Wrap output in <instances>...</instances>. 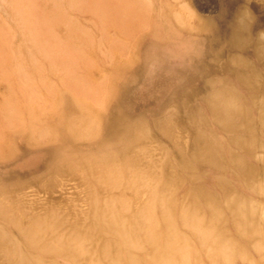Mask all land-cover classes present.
Instances as JSON below:
<instances>
[{
  "label": "rangeland",
  "instance_id": "obj_1",
  "mask_svg": "<svg viewBox=\"0 0 264 264\" xmlns=\"http://www.w3.org/2000/svg\"><path fill=\"white\" fill-rule=\"evenodd\" d=\"M0 264H264V0H0Z\"/></svg>",
  "mask_w": 264,
  "mask_h": 264
},
{
  "label": "bare ground",
  "instance_id": "obj_2",
  "mask_svg": "<svg viewBox=\"0 0 264 264\" xmlns=\"http://www.w3.org/2000/svg\"><path fill=\"white\" fill-rule=\"evenodd\" d=\"M244 29H246V27H245V24H244V28L243 27H240V30H239V32H241V33H244ZM64 143V142H63ZM61 147V146H60ZM68 147V146H67ZM71 147V146H70ZM63 148V147H62ZM57 150V149H56ZM60 150V149H59Z\"/></svg>",
  "mask_w": 264,
  "mask_h": 264
}]
</instances>
